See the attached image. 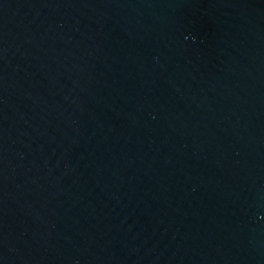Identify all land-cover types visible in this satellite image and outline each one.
<instances>
[{"label":"water","instance_id":"1","mask_svg":"<svg viewBox=\"0 0 264 264\" xmlns=\"http://www.w3.org/2000/svg\"><path fill=\"white\" fill-rule=\"evenodd\" d=\"M0 264H264V0H0Z\"/></svg>","mask_w":264,"mask_h":264}]
</instances>
